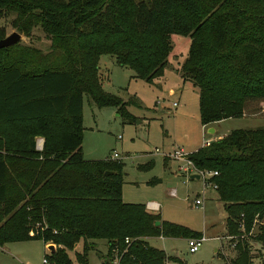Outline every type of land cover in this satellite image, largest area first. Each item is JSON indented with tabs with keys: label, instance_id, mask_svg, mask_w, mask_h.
Masks as SVG:
<instances>
[{
	"label": "trees",
	"instance_id": "16d2710c",
	"mask_svg": "<svg viewBox=\"0 0 264 264\" xmlns=\"http://www.w3.org/2000/svg\"><path fill=\"white\" fill-rule=\"evenodd\" d=\"M0 18L27 39L38 30L50 41L46 52L21 41L0 49V247L40 240L56 246L52 264H72L69 252L82 244L77 261L88 264L103 242L108 258L118 249L121 264H186L149 241L202 234L123 202L119 161L85 160L83 99L130 119L127 103L103 88L100 58L112 56L152 84L164 75L170 36L180 35L191 39L181 73L199 89L201 125L264 119V0H0ZM6 37L0 27V41ZM62 96L65 112L36 113ZM60 118L67 131L58 130ZM36 137L45 140L42 151ZM189 158L218 173L211 182L230 235L242 221L247 235L257 216L263 221L230 261L253 264L249 241L264 247V127L233 130Z\"/></svg>",
	"mask_w": 264,
	"mask_h": 264
},
{
	"label": "rangeland",
	"instance_id": "374dc122",
	"mask_svg": "<svg viewBox=\"0 0 264 264\" xmlns=\"http://www.w3.org/2000/svg\"><path fill=\"white\" fill-rule=\"evenodd\" d=\"M5 25L8 37L15 31L6 24L4 18H0V27ZM24 40H21L24 45H32L44 52L50 46V41L38 30L35 31L33 42L29 44L28 40ZM169 42L172 52L164 76L152 84L137 79L130 69L119 67L114 57L103 56L101 67L106 70L102 73L108 77L103 79V88L127 103L126 111L131 118L119 115L115 107L100 109L84 96L83 155L87 161H109L111 155L117 153L125 173L123 202L147 207L156 204V212L160 209L158 214L163 222L205 234L208 238L196 254L189 253L188 239L155 238L149 241L150 245L163 250L169 257L177 255L187 264H230L232 258L236 257L235 248L247 234L238 231L230 235L228 229L225 230L228 215L216 193L208 191L203 205L195 207L202 182L189 181L185 184V179L174 173L177 164L155 153L159 150L167 154L181 147L191 152L210 137L204 134L200 123L199 89L181 73L191 39L171 35ZM261 119H233L217 128L219 133L228 135L237 129L263 127L264 120ZM165 160L171 164L167 166ZM149 163H152L151 167L139 169ZM154 180L160 182L151 185ZM172 192H175V196H171ZM199 199L202 200L203 196ZM229 236L234 237L233 240H229ZM249 242L253 245V264H264V250H260V245L253 241ZM104 245L98 242V246L89 251L88 264L106 262L108 251ZM82 249L83 245L78 244L74 251L69 252L72 264H79L76 254H81ZM217 249L220 250L219 256ZM45 256H50V253L40 240L15 242L0 247V264H43Z\"/></svg>",
	"mask_w": 264,
	"mask_h": 264
},
{
	"label": "built area",
	"instance_id": "2783aa9c",
	"mask_svg": "<svg viewBox=\"0 0 264 264\" xmlns=\"http://www.w3.org/2000/svg\"><path fill=\"white\" fill-rule=\"evenodd\" d=\"M213 142L211 140H206L204 142V147L210 145V143ZM156 154H161L164 157H168L176 162L180 163L179 171L183 175L185 179V184H188V182L191 179V176L197 175L199 176V180L202 182V190L200 196H203V199L200 200L199 198L194 202L195 207H201L204 203V196L206 194V191L208 189H212L217 191V185L211 182V179L215 176H218L217 172L207 171V170H199L195 167L194 163L190 160L189 153L184 152L183 150H174V152H171L169 154L161 153L159 150L155 151ZM119 155L117 153H114L111 155L110 161H118ZM171 196H175V192L171 193ZM148 208L152 211L158 210V206L156 204H149ZM263 221H260L259 216L256 217V220L254 222V225L252 227V232L250 231L247 236H252L255 234L257 230V226L261 224ZM245 226L244 222L242 221L240 224V230L242 233H245ZM37 235L34 231L30 232V236L34 237ZM234 237L229 236V240H233ZM159 239L164 240L165 238L159 237ZM208 240L207 236L205 234H202V236L198 238H192L188 239V247H189V253L190 254H196L203 244ZM132 240L126 239L125 243L127 245H130ZM43 264H52L49 257L45 256L43 260ZM103 264H121V258L118 255V249H114L112 251L111 256L109 257V260ZM166 264H169V261L166 262Z\"/></svg>",
	"mask_w": 264,
	"mask_h": 264
},
{
	"label": "crops",
	"instance_id": "0c3cea01",
	"mask_svg": "<svg viewBox=\"0 0 264 264\" xmlns=\"http://www.w3.org/2000/svg\"><path fill=\"white\" fill-rule=\"evenodd\" d=\"M3 27H6V25L5 26H3ZM13 31V30H12ZM34 35H35V32H34V34H33V36L30 38V39H27V38H25L24 36H22L21 35V40L24 38L25 40H28L29 41V44L31 43V42H33L32 40H33V38H34ZM24 40V41H25ZM37 40H38V38H37ZM40 49V48H39ZM102 58L103 57H101L100 58V61H99V70H100V74H101V77L103 78V79H106V78H108L107 77V74L105 75V73H102L104 70H106V69H104V70H102V67H101V61H102ZM164 76V75H163ZM162 78V77H161ZM102 84H103V82H102ZM61 99H63L64 100V102L61 100V101H58V102H55V106H54V108L53 109H50V108H48L47 106L48 105H51V104H49V103H47V105H45V104H39L40 106H39V112H36V113H40V114H49V113H51V112H56V113H62V112H65L66 111V106H67V103H66V100L63 98V96H62V98ZM53 105H54V102H53ZM32 113V112H31ZM32 118V117H31ZM45 118V117H44ZM49 118V117H48ZM33 119V118H32ZM241 119H243V118H241ZM246 119H255V120H262L261 118H246ZM230 120H233V119H229V120H225V121H230ZM264 120V119H263ZM225 121H222V122H219V123H215V124H212V125H209V126H202L201 125V127H202V129H203V132H204V134H209L210 135V137L207 139V140H211V141H215V140H217V139H220V138H222V137H225V136H227V133H219L220 131H218V128H217V126L218 125H221V124H223V123H225ZM58 123L60 124L59 125V128H58V130L59 131H67V129H68V127H66V126H64V122H63V118H60V120L58 121ZM2 123L0 124V128L2 127ZM264 127V126H263ZM34 128V127H33ZM261 128V127H260ZM2 129V128H1ZM258 129V128H257ZM36 149L38 150V151H42V149H43V146H44V143H45V140H44V138L43 137H36ZM204 142L205 141H202L201 143H200V145H197V147H195V149L193 150V151H191V152H187V150L185 151V149H184V147H181V148H179V149H175V150H183L184 152H186V153H189V154H191V153H194L195 151H197L198 149H200V148H202V147H204ZM167 154H169V153H167ZM159 155V154H158ZM164 157V156H163ZM166 160H167V158H166ZM165 160V161H166ZM168 160H171L172 161V163L174 162V163H176L177 164V167H176V169L174 170V173L176 174V176H181L182 178H184L183 177V175L180 173V171H179V167H180V163L179 162H176V161H174V160H172V159H168ZM166 164H167V166H169L171 163H168L167 161H166ZM169 164V165H168ZM190 181H198L197 179H195V180H190ZM160 181L159 180H155V181H152L150 184L151 185H155V184H157V183H159ZM201 190H202V186H201ZM208 191H211V192H214V193H216L217 194V191H215V190H212V189H208L207 191H206V193L208 192ZM217 196H218V194H217ZM200 197V194H198V198ZM205 197H206V194H205V196H204V201H205ZM218 199H219V197H218ZM146 209H147V211L149 212V213H151V214H158V212H160V209H159V211L158 212H156V211H152V210H150L147 206H146ZM225 230H227V227H226V229ZM152 240V239H151ZM49 246V244L48 245H45V247L47 248ZM98 246V245H97ZM106 247V246H105ZM262 250H264V248L262 247L261 248ZM108 251V250H107ZM50 253V252H49ZM216 253H217V256H219L220 255V250H216ZM172 256H174V257H177V258H179L180 260H182L180 257H178L177 255H170V257H172ZM106 258L108 259V255L106 256ZM235 258V257H234ZM260 258H262V254H261V257ZM107 259H106V262H107ZM220 261H221V257H219L218 258ZM233 259V258H232ZM183 262H185L184 260H182ZM105 263V262H104ZM186 263V262H185ZM187 264V263H186Z\"/></svg>",
	"mask_w": 264,
	"mask_h": 264
},
{
	"label": "water",
	"instance_id": "95a60500",
	"mask_svg": "<svg viewBox=\"0 0 264 264\" xmlns=\"http://www.w3.org/2000/svg\"><path fill=\"white\" fill-rule=\"evenodd\" d=\"M20 41H21V35L18 34L17 32H13L11 35H9L8 37H6L5 39L0 41V49H4V48H8V47L14 46L17 43H19ZM195 179L199 180V176H197V175L191 176L190 180H195ZM160 225H161L160 221H157L155 223L156 227H158ZM47 248H48L50 254L54 253L55 250H56V246L55 245H49Z\"/></svg>",
	"mask_w": 264,
	"mask_h": 264
}]
</instances>
